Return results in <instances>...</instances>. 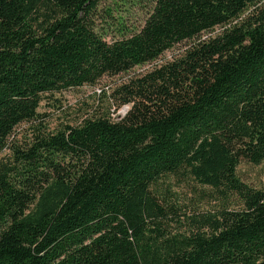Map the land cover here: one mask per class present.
Masks as SVG:
<instances>
[{
    "label": "trees",
    "instance_id": "16d2710c",
    "mask_svg": "<svg viewBox=\"0 0 264 264\" xmlns=\"http://www.w3.org/2000/svg\"><path fill=\"white\" fill-rule=\"evenodd\" d=\"M240 159L264 161V0H0V264H264Z\"/></svg>",
    "mask_w": 264,
    "mask_h": 264
},
{
    "label": "rangeland",
    "instance_id": "374dc122",
    "mask_svg": "<svg viewBox=\"0 0 264 264\" xmlns=\"http://www.w3.org/2000/svg\"><path fill=\"white\" fill-rule=\"evenodd\" d=\"M216 30V28H214ZM175 50V47L164 50L156 59V61L162 60L164 58H167L171 55V53ZM153 61L142 63L139 65H134L132 70L133 71H140L144 68H147L150 64H152ZM123 76V73H119L117 75H105L100 78L99 82L93 85H81L79 87H73L68 88L59 91V93H56L55 95L58 96V99L61 103V108L56 109V107H47L46 105H41L39 107V110L42 112L47 113L44 115L45 119L44 121H47L49 125H52L54 123H59L60 121H68L73 120L74 118H78L81 113H84L83 110L86 108L87 105L92 101L93 99V92L97 91L101 85H108L110 84L114 79L117 78V80ZM124 111L122 110V106L118 107L115 111H112V115L115 117L120 116ZM236 173L240 177L241 180L248 183L249 185L259 187L264 185V161H260L259 163H251L245 159H240L238 164L236 165ZM176 180H171V183H173V188L180 191L181 198L188 197L190 195L191 198L194 196L191 194L194 191H207L211 193V195H214L215 192L209 188L204 187L202 185L197 184L194 180H188L183 181L182 183H176ZM209 195H204V199L202 200V203L205 202V200H208L210 198ZM211 203H204V205H210V204H216V200H214ZM181 201H183L181 199ZM179 211H186V208L182 205H180L179 208H177ZM185 213H177L175 215H172L169 217L168 222L171 226V229H184L183 223H185L184 217ZM176 217H180V221H175ZM180 224V225H179Z\"/></svg>",
    "mask_w": 264,
    "mask_h": 264
},
{
    "label": "water",
    "instance_id": "95a60500",
    "mask_svg": "<svg viewBox=\"0 0 264 264\" xmlns=\"http://www.w3.org/2000/svg\"><path fill=\"white\" fill-rule=\"evenodd\" d=\"M126 105H122V110L125 111Z\"/></svg>",
    "mask_w": 264,
    "mask_h": 264
}]
</instances>
